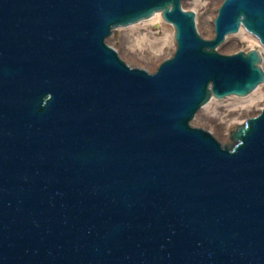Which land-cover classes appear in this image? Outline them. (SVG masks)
Listing matches in <instances>:
<instances>
[{
    "label": "water",
    "instance_id": "obj_1",
    "mask_svg": "<svg viewBox=\"0 0 264 264\" xmlns=\"http://www.w3.org/2000/svg\"><path fill=\"white\" fill-rule=\"evenodd\" d=\"M184 1L0 0V264H264V109L226 145L191 125L264 83L259 51L216 49L264 48V0H223L209 40ZM155 13L151 73L106 39Z\"/></svg>",
    "mask_w": 264,
    "mask_h": 264
},
{
    "label": "rangeland",
    "instance_id": "obj_2",
    "mask_svg": "<svg viewBox=\"0 0 264 264\" xmlns=\"http://www.w3.org/2000/svg\"><path fill=\"white\" fill-rule=\"evenodd\" d=\"M221 2L222 0H186L183 2L184 10L195 13L199 33L204 39H211L213 37L212 20ZM207 27H210V32ZM239 33L252 39H244ZM255 41V38L241 29L240 32L236 34L226 36L224 42L219 45L217 49L218 52L223 55L247 52L252 49H258L263 52L264 49L260 48L258 42ZM106 42L121 55L130 67L144 69L151 73L156 70L161 61L169 58L175 49L173 29L162 19L158 24H146V22L141 21L133 26L116 28L112 31ZM262 67L264 69V64ZM253 93H256L254 98L260 99L252 107H246L240 114L241 116H238L240 118L244 117L243 121L247 118L254 117L264 108V84L260 86L258 91L256 90V92ZM250 96L249 94L246 98ZM228 98L232 97L223 98L221 100L211 99L210 102L213 103H210L208 109L216 114H209V116H207L205 114V109H202L198 111L191 122L192 126L206 129L217 136L222 145L230 143L229 133L234 130L239 121L237 117L227 116L228 108H220L217 111L214 106L229 105V107L233 106L230 109H240L242 105L239 102H237V105L232 104V101ZM218 130H222L221 136ZM222 138H224L225 141H222Z\"/></svg>",
    "mask_w": 264,
    "mask_h": 264
},
{
    "label": "bare ground",
    "instance_id": "obj_3",
    "mask_svg": "<svg viewBox=\"0 0 264 264\" xmlns=\"http://www.w3.org/2000/svg\"><path fill=\"white\" fill-rule=\"evenodd\" d=\"M160 20H161V16H160V13H155V16H151L150 18H148V19H146V20H143V22H146V24H158L159 22H160ZM133 25H135V24H133ZM132 25V26H133ZM208 28V31L210 32V27H207ZM206 28V29H207ZM239 35H241V37L242 38H244V39H252V38H250V37H248V36H244L242 33H239ZM257 41V40H256ZM255 41V42H256ZM253 42H254V40H253ZM254 50V49H253ZM259 52H260V54H261V56H262V58H263V60H264V51L262 52L261 50H259ZM264 64V61H263V63H262V65ZM155 65V64H154ZM264 84V83H263ZM262 84V85H263ZM262 85H260V86H262ZM260 86H258L256 89H255V91H253V92H256V90L258 91L259 89H260ZM252 92V93H253ZM252 93L250 94L251 96L250 97H248V98H246V99H239L238 97H232V98H228L229 100H231L232 101V104H235V105H237V102H239L240 104H242L241 106H240V109H237V108H233V109H230L231 107H233V106H230L229 107V105H215L214 107L216 108V110L218 111L220 108H224V107H226V108H228V112H227V116H229V117H237V120L239 121V122H237V125L239 126V125H241L242 123H243V119H244V117H242V118H240V117H238L241 113H242V111H244L245 110V108L246 107H252L254 104H256L258 101H259V99L258 98H254L255 96V94L253 93V95H252ZM239 100V101H238ZM210 103H213V102H207L200 110H202V109H205V114L207 115V116H209V114H211V115H213V114H216V113H213V111H209V109H208V107L210 106ZM234 105V106H235ZM199 110V111H200ZM241 116V115H240ZM221 131L222 130H218V132L220 133L219 135L221 136ZM222 141H225L224 140V138H222Z\"/></svg>",
    "mask_w": 264,
    "mask_h": 264
}]
</instances>
